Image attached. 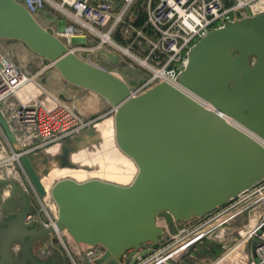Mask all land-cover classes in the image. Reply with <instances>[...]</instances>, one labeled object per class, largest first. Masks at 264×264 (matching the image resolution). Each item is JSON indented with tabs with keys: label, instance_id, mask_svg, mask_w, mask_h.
I'll return each instance as SVG.
<instances>
[{
	"label": "water",
	"instance_id": "water-1",
	"mask_svg": "<svg viewBox=\"0 0 264 264\" xmlns=\"http://www.w3.org/2000/svg\"><path fill=\"white\" fill-rule=\"evenodd\" d=\"M0 39L22 43L63 81L104 99L113 110L115 144L137 168L127 186L55 181L49 188L56 208L53 228L24 222L33 214L27 194L11 180L0 181V193L10 186L0 203V264H62L47 243L54 232H66L76 245L105 249L100 259L84 264H121L129 251L124 262L133 263L134 251L154 248L163 236L159 217L168 225L203 218L264 180V14L211 30L187 52L177 84L207 106L165 82L133 96L124 81L82 61L15 0H0ZM98 54L118 64L116 54ZM0 131L18 151L1 114ZM62 152L61 157L66 148ZM18 162L42 197L29 159L21 156ZM39 242L50 251L43 260L33 254Z\"/></svg>",
	"mask_w": 264,
	"mask_h": 264
},
{
	"label": "built area",
	"instance_id": "built-area-1",
	"mask_svg": "<svg viewBox=\"0 0 264 264\" xmlns=\"http://www.w3.org/2000/svg\"><path fill=\"white\" fill-rule=\"evenodd\" d=\"M15 1L33 18L41 12L53 17H61L59 20L62 22V28L59 31L52 30L53 35L73 54L81 46H87L86 41L88 40H95V46L92 49H96L98 53L101 50H106L116 54L119 59L120 55H125L124 50L129 52L128 48H136L144 52L146 54L144 61H140L141 59L129 52L131 58L150 72V76L141 83L139 88L136 91H131L133 96L140 95L151 87L165 82L181 90L203 106L207 105L180 88L176 81L178 74L186 64L187 52L199 38L211 30L241 19L264 14V0H229L230 3L227 2L228 0H145L143 4L145 21L143 26L138 27L131 22L127 24L125 20L137 0ZM115 34L128 35L129 47L127 49L119 44L120 41L114 39ZM121 36L123 37V35ZM140 40L145 47H141ZM148 60L153 65H149ZM29 81L30 79L9 61L7 55L0 53V114L8 122L3 114H7L6 111H9L7 118L12 119L15 126L13 129L9 125L8 127L14 136L15 143L19 138L21 140L17 143L23 147L28 145L27 142L30 139H34L38 143L36 147L30 148L28 151L12 153V156L16 157V162L19 157L25 156L31 150L41 148L46 151L56 145L73 141L94 122L82 120L74 111L55 100H48V105H46L44 103L46 100H39L36 97L30 103H19L10 109L8 100L15 97L25 85L29 84ZM111 112L113 113L112 109ZM14 180L13 182L27 194L30 201V196L23 188L21 181L17 177ZM256 186L258 189H255ZM7 187L10 191V186ZM30 190L40 211L46 217V221L42 224L45 228H53L56 208H54L55 205L49 194L44 190V195L38 197L31 185ZM255 193L258 194V204L263 208L262 214L256 222L258 227L253 233H243L238 246L248 240L255 241L256 257L253 258L251 252V259L247 264H264V228L261 229L264 223V180L234 199L244 201ZM49 213L51 217H49ZM32 216L33 214L25 216L24 222L33 220ZM196 220L191 222L173 221L171 225H168L165 220V227H161L164 234L159 238L155 247L146 246L134 251V262L125 263L124 259L127 258V254L131 253L129 251L122 257L121 264H173L186 244L185 239L196 235L195 232L198 229L189 227ZM173 227L176 229L174 236H172ZM246 234L247 236L243 238ZM63 235L69 239L67 245L62 243ZM176 235L179 236L181 243L164 246L167 238L175 239ZM51 237L60 243L62 250L69 258H71V254L76 256L80 260L79 264H84V259L90 262L98 260L105 254V249L100 246L76 245L66 232L50 234L48 245H51ZM16 250L17 246H13L12 252ZM148 250L150 252L145 255L141 254ZM39 253L42 257L40 260H43L50 254V251L44 246ZM59 254L61 255V253ZM71 261L75 264L72 259Z\"/></svg>",
	"mask_w": 264,
	"mask_h": 264
},
{
	"label": "rangeland",
	"instance_id": "rangeland-1",
	"mask_svg": "<svg viewBox=\"0 0 264 264\" xmlns=\"http://www.w3.org/2000/svg\"><path fill=\"white\" fill-rule=\"evenodd\" d=\"M144 2L145 0H137L134 3L127 17H125L127 24L131 22L135 26H143L145 21ZM34 17L42 28L51 26L52 23L49 21L52 18H57L45 12H41V14L39 13ZM59 18L61 17L57 19ZM113 37L116 41H120L119 44L125 49L129 47L127 34H115ZM139 44H141L142 48L145 47L144 43L141 42ZM86 45L75 50L74 54L82 61L114 74L124 81L131 91H136L141 83L150 76L147 68L129 56L122 54L118 64L110 65L99 56L96 49H92L95 46V40L86 41ZM128 50L133 56L141 59L140 61H144L146 58V54L136 48H128ZM0 53L7 55L9 61L30 79L29 84L25 88L20 90L15 97L8 100L10 109H13L19 103H30L36 97L39 100H46L44 102L46 105H48V100H55L74 111L82 120L94 121L86 129L91 128L90 130H85L73 142H67L68 145L73 146L76 142L88 139L89 141L87 140L88 142L78 151L74 149L69 152L70 154L67 153L63 157H55L49 153L52 149H59L62 146L61 144L46 151L37 148L25 154L38 178L45 176V183L52 185L59 179H70L69 176H61L59 171H80L84 169L85 174L79 180L74 181L80 183L90 179H98L120 186L129 185L137 173L134 172L135 164L132 163L131 159L132 162L126 159L125 155H121L122 152L117 148L114 141V129L113 139H111L110 120L113 117V113L108 103L90 91L75 86L72 87L63 81L47 61L31 53L20 42L0 39ZM147 63L153 65L150 60ZM6 112L7 114L9 113V111ZM7 114L3 115L8 119L9 127L13 129L15 126L14 121L7 118ZM17 142L18 151H15L7 144L0 131V179L15 181L14 179L17 177L21 181L23 188L30 196V203L34 212L32 219L37 223H42L46 221V217L40 211L39 205L32 195L30 185L25 179L26 177L18 162L19 159L17 160L18 163L12 159V153L18 154L28 151L30 148L36 147L38 143L34 139H30L27 142L28 145L23 147ZM85 169L88 170L86 171ZM5 187L1 188L0 203L9 193V189ZM255 189H258V186ZM262 211V206L258 204V194L255 193L244 201L234 199L200 220H196L189 226L190 229L195 227L198 229L195 232L196 235L185 239L186 244L173 264H247L251 259L253 242L248 240L242 245H238L243 233H253L258 227L256 222ZM49 217H51L50 213ZM164 222L165 218L159 217L157 225L165 227ZM158 223H162V225ZM175 230L173 227L172 236L175 235ZM246 236L247 234L243 238ZM50 240L51 245L61 253L62 264H73L71 259L75 264L80 263V260L73 254L69 258L65 251L62 250L60 243L54 240V237H51ZM61 240L63 244L67 245V240L69 239L66 235H63ZM179 242L180 238L176 235L175 239L167 238L164 246ZM44 246L41 242L34 245V253L37 259H42L39 252Z\"/></svg>",
	"mask_w": 264,
	"mask_h": 264
},
{
	"label": "bare ground",
	"instance_id": "bare-ground-1",
	"mask_svg": "<svg viewBox=\"0 0 264 264\" xmlns=\"http://www.w3.org/2000/svg\"><path fill=\"white\" fill-rule=\"evenodd\" d=\"M123 53L126 55V56H129V57H131V54L128 52V51H123ZM26 87V85L23 87V88H25ZM22 88V89H23ZM110 126H111V129H110V132H111V139H113V119H111L110 120ZM88 140V139H87ZM87 140H85V141H80V142H76L75 143V145H73V146H71V145H69V146H63V144H62V146L59 148V149H52L51 151H49V153H51L53 156H55V157H58V156H62L63 155V148H66V150H67V153H69V152H71L72 150H76V151H78L85 143H87L88 141ZM76 144H78V145H76ZM113 145L115 146V144H114V142H113ZM56 146H58V145H56ZM56 146H54V147H56ZM77 146V147H76ZM54 147H51V148H54ZM51 148H48L47 150H49V149H51ZM70 154V153H69ZM121 155H123L124 156V154L122 153ZM117 157V156H116ZM126 159H128L130 162H132L131 160H130V158H128L127 156H124ZM12 159L14 160V161H16V157H12ZM12 160V161H13ZM10 161V160H9ZM133 163V162H132ZM86 171L88 170V169H85ZM85 171H84V169L83 170H80V171H75V170H72V171H65V170H61V171H59V174L61 175V176H69L70 177V179H72V180H79V178H81L82 177V175H84L85 173H84ZM134 172H137V170H136V167L134 166ZM132 176V175H131ZM45 177V176H44ZM44 177H42V178H40L39 179V182H40V184H41V186L44 188V190H45V192L47 193V194H49V188H50V186L51 185H47L46 183H45V180H44ZM47 178V177H46ZM98 180V179H97ZM0 181H6V180H4V179H0ZM102 181V180H101ZM133 181V180H132ZM131 181V182H132ZM130 182V183H131ZM5 187V186H4ZM55 208V207H54ZM56 214V213H55ZM158 224H160V225H162V223H158ZM47 243H49L48 241H47ZM43 244V243H42ZM49 246H50V244H49ZM50 247H52V246H50ZM53 248V247H52Z\"/></svg>",
	"mask_w": 264,
	"mask_h": 264
},
{
	"label": "crops",
	"instance_id": "crops-1",
	"mask_svg": "<svg viewBox=\"0 0 264 264\" xmlns=\"http://www.w3.org/2000/svg\"><path fill=\"white\" fill-rule=\"evenodd\" d=\"M228 3H230V1L228 0L227 1ZM41 14V13H40ZM34 19H35V17H34ZM51 19V18H50ZM37 22V21H36ZM50 23H52V25L51 26H48V27H45V28H49V29H51V30H53V31H59V30H61V28H62V22L59 20V19H55V18H52L50 21H49ZM39 24V23H38ZM70 85V84H69ZM72 86V85H71ZM72 87H74V86H72ZM5 188H8V187H5Z\"/></svg>",
	"mask_w": 264,
	"mask_h": 264
},
{
	"label": "flooded vegetation",
	"instance_id": "flooded-vegetation-1",
	"mask_svg": "<svg viewBox=\"0 0 264 264\" xmlns=\"http://www.w3.org/2000/svg\"><path fill=\"white\" fill-rule=\"evenodd\" d=\"M33 254H34V257L36 258L35 253H34V247H33ZM36 259H37V258H36ZM38 260H40V259H38Z\"/></svg>",
	"mask_w": 264,
	"mask_h": 264
}]
</instances>
